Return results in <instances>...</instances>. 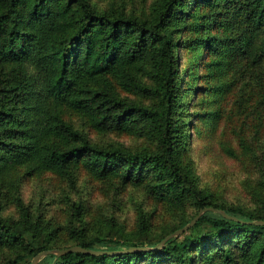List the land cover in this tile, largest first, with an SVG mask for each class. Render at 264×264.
Returning a JSON list of instances; mask_svg holds the SVG:
<instances>
[{"label": "rangeland", "instance_id": "obj_1", "mask_svg": "<svg viewBox=\"0 0 264 264\" xmlns=\"http://www.w3.org/2000/svg\"><path fill=\"white\" fill-rule=\"evenodd\" d=\"M89 1L96 10L112 7L148 17L158 0ZM183 8L170 23L177 42L179 80L175 155L217 200L253 204L255 196L264 193V53L260 51L264 33L250 20L243 0H187ZM25 68L30 70L33 64ZM154 68L149 47L132 60L116 57L106 70L108 86L127 100L153 104L155 98L138 84H153ZM21 70L18 61L0 59L1 77ZM79 84L80 93L88 96L98 80L83 77ZM34 88L24 107L26 131L7 134L25 151L20 160L6 158L0 166V214L17 218L22 202L31 219L38 214L55 227V243L68 244L72 237L66 224L72 201L80 203L87 233L110 226L116 234L110 224L113 219L132 238L155 236L192 213L194 206L187 197L156 188L152 167L127 174L126 163L114 162L99 173L88 165L85 155L55 166L34 165L35 159L27 152L30 145L66 146L74 141L63 129L44 126L41 112L52 109V101L35 104L42 89L36 83ZM54 107L96 145L141 149L157 144L156 125L140 113L129 114L119 124H102L96 122L91 107L73 106L65 100ZM142 214L147 235L137 228ZM187 232L188 228L174 234L172 244L179 246ZM15 248L0 242V261ZM87 260L93 262L90 257Z\"/></svg>", "mask_w": 264, "mask_h": 264}, {"label": "trees", "instance_id": "obj_2", "mask_svg": "<svg viewBox=\"0 0 264 264\" xmlns=\"http://www.w3.org/2000/svg\"><path fill=\"white\" fill-rule=\"evenodd\" d=\"M186 2L158 0L146 17L112 7L96 10L89 0H0V59L18 61L22 67L21 74L0 76V166L4 159L20 160L24 154L25 149L18 141L7 138V134L21 135L26 131L24 107L36 91V83L42 95L35 104L43 105L44 100H51L53 106L41 112L44 126L61 128L74 141L66 146L30 145L27 152L35 159L34 165L55 166L85 155L88 165L99 173H104L114 162L126 163L127 174L143 166L152 167L157 189L175 191L194 206L190 215L155 236L132 238V233L124 232L122 225L113 219L110 224L116 234L110 232V226L87 233L80 203L72 201L66 224L72 237L68 244L94 248L152 245L206 204L220 206L238 216L228 217L211 209L202 211L188 227V236L179 246L172 244V235L163 245L152 249L101 253L68 250L59 254L48 251L34 264H264V222L249 221L264 219V193L256 195L257 200L249 205L217 200L198 184L196 176L175 155L174 136L180 122H175L174 111L179 80L174 46L177 42L173 40L170 23L185 11ZM243 2L254 26L264 33V0ZM262 37L260 51L264 53ZM145 47L151 49L155 58L154 83H140L138 87L155 98L153 104L115 94L106 77V70L116 57L132 60ZM27 63H32L33 68L27 70ZM88 76L97 78L98 84L84 96L80 93L79 80ZM124 76L128 74L124 72ZM59 100L93 108L96 122L102 124H119L129 114L140 113L156 125L157 144L154 148L141 149L96 145L63 120L54 107ZM90 100L94 101L92 106ZM30 217L22 202L17 218L0 214V242L16 246L14 253L0 264H28L39 249L68 245L55 243V227L47 220H40L38 214ZM137 228L147 235L143 214ZM87 257L93 262L89 263Z\"/></svg>", "mask_w": 264, "mask_h": 264}, {"label": "water", "instance_id": "obj_3", "mask_svg": "<svg viewBox=\"0 0 264 264\" xmlns=\"http://www.w3.org/2000/svg\"><path fill=\"white\" fill-rule=\"evenodd\" d=\"M206 209L215 210V211H217V212H219L225 216H228V217L238 218V216L226 211L224 208H222L220 206H215L212 204H206V205L199 207L198 210L185 223H183L182 225L177 226L173 230L167 232L164 236H162L158 241H156L152 245H144V244L133 245V244H130V245L120 247V248H94V247L84 246V245L77 244V243H71V244H68L65 246H61V247H48V248L39 249L30 257L28 264H34L41 254L48 252V251H52L56 254H59L61 252L68 251V250H78V251H83V252H87V253H101V252L126 251V250H130V249L157 248V247L163 245L164 240L166 238H168L169 236H172L174 234L182 232L183 230H185L189 226H191L196 221L199 214ZM249 221L261 223V222H264V219L263 218H254V219H250Z\"/></svg>", "mask_w": 264, "mask_h": 264}]
</instances>
